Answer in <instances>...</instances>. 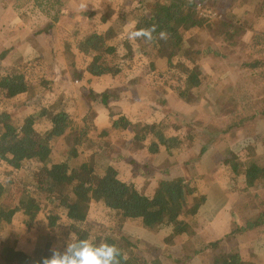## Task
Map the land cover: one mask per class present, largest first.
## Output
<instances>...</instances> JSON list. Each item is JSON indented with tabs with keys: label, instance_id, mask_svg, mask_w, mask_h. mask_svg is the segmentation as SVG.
Instances as JSON below:
<instances>
[{
	"label": "trees",
	"instance_id": "1",
	"mask_svg": "<svg viewBox=\"0 0 264 264\" xmlns=\"http://www.w3.org/2000/svg\"><path fill=\"white\" fill-rule=\"evenodd\" d=\"M66 1L26 0L24 3H29L32 11L38 10L40 14H44L49 19L42 29V32L49 34L60 19L68 14ZM230 1H154V4L144 12L138 10L132 15H130L133 11L130 6L132 0H128L127 4L124 2L123 5H116L115 9L119 11L116 12L114 19L116 20L113 24L115 28L118 22L123 25L133 23V21L135 23L131 31L155 26L153 39L149 41L138 38L135 39L136 42L132 39V46L127 35L125 40L130 42L129 47L128 51L122 55L120 40H109L104 32L106 30L100 29L98 24L94 23L91 27L93 29L84 38L75 39L71 45L73 49L77 45L79 47L83 45L86 54L93 56L91 60L84 62L80 72L97 78L113 75L122 68V65L118 67V62L122 64L125 56L128 57L136 51L147 59L151 72L156 67L155 57L164 53L165 67L169 70L175 56L173 48L178 44L183 31L214 25L211 18L204 16V13L198 10V6L207 10L208 7L215 5L216 7L230 6L232 4ZM145 2L146 0H139L141 6ZM19 8L21 7L17 5L16 9ZM228 10L229 12H223L224 15L214 27L219 32L217 35L224 34L227 36L225 40H232L237 29L234 28V22L227 18L231 12L229 7L226 11ZM91 14L87 15L92 21L93 15ZM84 15L86 16V13ZM105 20L103 17L100 21ZM162 31L168 34L166 40L159 38V33ZM250 43L252 49L259 55L245 60L240 59L239 69L253 72L252 74L264 80V31L254 32ZM205 48V50L210 49V47ZM212 52L219 55L215 51ZM183 61L185 63V60ZM47 65L48 63L36 59L29 62L25 71L4 72L0 75V105L21 95L32 94L34 96L29 103H21L12 110L0 107V166L8 170L0 171V264H42L44 258L51 257V249L54 247L63 251L72 234L79 239L91 237L97 243L105 240L110 244H116L128 256L127 261L121 258L122 264H163L165 259H170L174 263L185 259L182 264H189L191 259L198 254L209 252V248L216 246V240H210L208 245L206 244L201 250H197L196 246L191 244L194 237L191 236V230L185 220L196 216L206 200V195L200 192L194 180H185L181 177L166 178L160 181L158 189L151 196L144 195L136 189V182L144 176L148 169L153 167L151 163L158 155L165 153L167 156L162 164L163 169L159 170L160 173L167 174L172 169L175 159L173 154L185 148L188 150L192 148L189 136L184 135L181 129L204 131L200 122L190 121L175 111H169L164 113L162 120L153 121L147 129L140 130L133 137L140 143L138 159L131 160L125 154L112 148L111 159L109 158L108 163L103 166L98 167L89 161L77 168H72L67 164L62 166L54 164L51 168H47L54 145L68 133L69 120L76 115L63 107L60 108L61 106H55L52 109L47 106L41 107L43 104H41V98L54 88V81L45 73ZM69 69L76 77L78 76L79 70L75 69V64L69 65ZM177 75L179 78L174 75L165 77L162 72L155 77L161 78L162 81L165 80L163 83L172 89L177 97L191 102L192 90L199 91L203 86L199 68L193 65ZM183 86L186 89H183ZM251 95L242 88H238L230 95L231 105L227 111L224 131L231 130L233 126L244 127L256 119L264 120V96L254 98ZM89 98L97 106H109L112 101L118 100L115 90H107L100 94L92 92L88 95ZM30 104L36 106L37 109ZM20 107H29L28 114L20 123H16L18 115L15 111ZM112 119L110 126L112 132L118 129L125 130L130 125L129 119L123 115L117 117L113 115ZM40 120L47 122V128L39 129L36 124ZM81 122L77 144L87 140L91 145L100 146L107 142L108 136L106 135L110 133L104 132L97 138L91 132L95 127L86 114L81 118ZM170 130L174 135L167 136ZM93 137H96L97 141ZM204 151H206L205 148H202L200 152ZM140 155L145 156L141 161ZM119 162L123 164L116 167V163ZM28 165L41 166L42 171L46 173L47 180L58 181L65 176L67 181L64 184L70 185L69 195L72 199L69 201L62 195L59 196L53 189L35 187L18 177L9 176L11 171H17ZM127 171H131V178L126 177ZM234 177L242 179L241 183L244 186L258 185L264 179V169L259 168L255 163H248L239 169L237 167ZM31 187H34V190ZM243 190L246 189L243 187ZM5 203L7 206H4ZM91 203L109 224L104 223L102 219H97V216L90 215ZM262 205L263 209L245 221L236 217L234 210L232 214L230 211L234 209V206H230L228 213L232 216L230 218L234 230L226 238L238 231L253 228L264 229V202ZM129 219L140 221L142 228L153 234L170 230L169 236L174 240L177 239L182 251L190 253L183 255V258L174 256L175 253H167L166 250L125 233L121 227L120 229L115 227V222L123 224ZM261 243V248H264V240ZM137 253L147 254L150 260H137L135 257ZM220 261L221 264H238L239 257L225 253L220 257Z\"/></svg>",
	"mask_w": 264,
	"mask_h": 264
},
{
	"label": "rangeland",
	"instance_id": "2",
	"mask_svg": "<svg viewBox=\"0 0 264 264\" xmlns=\"http://www.w3.org/2000/svg\"><path fill=\"white\" fill-rule=\"evenodd\" d=\"M25 1L0 0V12L8 14L10 17L9 30L0 34V75L4 72L25 71L29 66V62L36 59L48 63L45 73L49 77L51 76L54 81V88L45 97L41 98V104L43 103L41 107L47 106L52 109L55 106H61L60 108L63 107L69 110L71 114L76 113L77 115L69 120L68 133L54 145L47 168H51L54 164L60 166L67 164L72 168H77L89 161L98 167L103 166L108 163L109 158L111 159L112 148L133 159H138L140 143L133 137L140 130L148 128V125L154 120H162L163 118H160L158 112L164 115L166 112L175 111L185 119L200 122V126L204 128V131L189 130V128L180 126L184 132L183 134L189 136L192 148L190 150L185 148L179 153L173 154L176 159H174V163L177 166L196 162L198 168L193 173L195 179H191L195 181L200 192L202 193L207 185L216 182L217 185L222 187L228 200L226 207L228 209L225 213L230 211V206H234V209L230 212L233 214L234 210L235 216L244 221L251 219L260 209H263L264 179L258 185L244 186L241 183L242 179L234 177V175L237 167L239 169V167L248 165V163L258 165L264 163V137L262 138L264 120L256 119L240 128L233 126L229 131H224V125L227 120V111L231 105L230 95L238 88H242L250 95L252 94L251 96L254 98L264 96V80L256 74H252L253 72L239 69L240 59L245 60L255 57L254 55H259L252 49L250 42L254 32L264 31V0H231L232 4L230 6L216 7L215 5L208 7L207 10L202 8L201 10L205 12L203 15L211 18L214 25L183 31L178 44L173 48L175 56L169 70H166L165 67L164 53L155 57L156 67L151 72L149 71L147 59L143 54L136 51L128 57L125 56L122 59V64L118 62V67L122 65L123 69L121 68L113 75L101 78L80 72L84 62L91 60L93 56L86 54L83 45L81 47L77 45L75 49L71 45H73L75 39L81 40L84 38L93 29L91 28L92 25L97 23L100 29L106 30L104 32L109 40H120L123 49L122 55H124L128 51V43H130L125 38L132 30L133 23L122 25L117 21V28L113 24L116 22L114 20L117 15L116 12L119 11L115 9V6L123 5L124 2L127 4L128 0H67L65 3L66 9L69 11L68 14L60 19V22L52 28L49 34L42 32L49 19L44 14H40L38 10L32 11L29 3H24ZM154 1L166 0H146L143 6L139 4V0H132L130 6L133 11L130 15L138 10L144 12L154 4ZM17 5L21 8L16 9ZM228 7L231 12L227 18L234 22V28L237 29L232 40H225L227 36L224 34L217 35L219 32L214 27L217 26L216 24L224 15L223 12H229V10L226 11ZM88 13L93 15L92 21L88 19ZM103 17L106 20L100 21ZM128 40L131 41L133 46L132 39ZM205 47H210V49L205 50ZM212 51L217 52L219 55L213 54ZM183 60H185V63ZM72 63L75 64V69L79 70L77 77L69 69V65ZM193 65L199 68L203 86L199 91L192 90L190 93L191 102H186L177 97L172 89L163 83L165 80L162 81L161 78H156L162 72L165 77L174 75L179 78L177 73L184 72ZM183 89L186 88L183 86ZM107 90H115L118 100L112 101L109 106H106L105 111L100 112L101 115H99L98 108L90 98L88 99V95L92 92L100 94ZM32 97H34L32 94L21 95L16 99L6 101L0 107L12 110L21 103H29ZM23 105L25 106V104ZM30 106L37 109L32 104ZM28 108L20 107L15 111L18 115L16 123H20L27 117ZM85 114L91 119L95 127L91 130L92 134L100 137L104 132L110 133V135L106 133V136H108L106 143L94 146L85 140L81 144H77L82 126L81 118ZM113 115L114 117L123 115L129 119V127L125 130L118 129L112 132L110 126ZM253 122H257L256 125H251ZM36 125L39 129L47 128V122L43 120H40ZM167 133V136L173 134L172 131ZM96 137H93V139L97 141L98 137ZM184 146L186 147L185 144ZM202 148H205V150L210 149V151L205 155L203 162L200 163L198 160L205 154V151L200 152ZM164 156H160L159 163L165 158ZM144 157L140 155V161ZM116 164V167H120L123 162ZM223 164H225L224 167ZM156 165L157 163H154V167L159 166ZM262 166L259 168H262ZM214 167L215 170L212 171ZM189 169H191L190 164L182 172L187 173ZM2 170L8 171L5 170L4 166H0V171ZM154 171V169H148L144 173L146 178L142 177L140 178L142 180L136 182L138 192L147 196H151L156 192L155 189L157 185L159 186L161 181L159 177L162 174L160 175ZM208 171L211 173L209 174ZM125 174L127 178L132 177L131 171H127ZM166 175L168 176V174ZM9 176L18 177L35 187L39 186L46 190L53 189L59 196L62 195L69 201L72 199L69 195L70 185L64 184L67 181L66 177L64 176L58 181L47 180L46 173L42 171V167L39 165H28L17 171H11ZM180 177L182 178V176ZM164 179L165 177H163ZM183 179L185 178L183 177ZM243 187L246 190H243ZM31 188L34 190V187ZM34 200L36 201V198ZM4 206H7L6 203ZM90 207L92 217L97 216V219H102L104 223L109 224L94 209V204L91 203ZM217 216L214 222L204 219V216L198 214L185 220L191 230V236L194 237L191 244L194 247L196 246L197 250L203 249L204 244H207V240L210 239L206 238L202 242L198 238L199 234L197 232H201V230L208 233L210 231L217 232L220 229L225 230V232L230 229L234 230L231 222L232 216L230 215V218L229 213ZM225 220L230 222L225 223ZM209 222L210 228L208 226ZM124 223L115 222V227L118 229L121 227L125 233H128L126 232L127 228L123 226ZM130 227L129 229H132L135 225ZM137 230L138 232L142 231L138 233L141 241L154 246H163L157 247L166 250L167 253H175L174 256L182 258L186 253H190L189 251H182L177 239L174 240L169 236L170 230L156 234L145 229ZM223 235L224 233L214 238L218 245L209 248L211 254L209 252L203 253L205 255L198 254L191 259L192 261L189 264H211L208 256H215L216 264L218 261V264H221L220 257L225 253L233 256L237 255L240 261L238 264H264V248L260 246L264 240V229L253 228L238 231L234 235H230L229 238H226V236L222 238ZM135 257L141 261L150 260L149 256L144 253H137ZM184 260L180 259L178 263H174L170 259H165L163 264H182Z\"/></svg>",
	"mask_w": 264,
	"mask_h": 264
},
{
	"label": "crops",
	"instance_id": "3",
	"mask_svg": "<svg viewBox=\"0 0 264 264\" xmlns=\"http://www.w3.org/2000/svg\"><path fill=\"white\" fill-rule=\"evenodd\" d=\"M94 105L98 108V110H99V115H101L100 114V112H102V111H105V108H106V106H103V105H96L95 103H94ZM107 111V110H106ZM158 112V111H157ZM158 114L160 115V118L162 119L163 117H164V115H163V113H161V112H158ZM158 120H154V122H157ZM151 123H153V122H151ZM150 123V124H151ZM256 123L257 122H253V123H251V125L252 124H255L256 125ZM150 124L148 125V126H150ZM145 129H147V128H145ZM144 129V130H145ZM170 131H172V130H170ZM172 135H174V134H172ZM172 135H168V136H172ZM264 137V134L262 135V138ZM140 149V148H139ZM210 151V149H207L206 151H205V154H203V156L200 158V160H198L200 163L201 162H203V160H204V158H205V155L208 153ZM124 154V153H123ZM165 155V156H164ZM160 156L162 157V156H164L165 158L159 163L158 162V159L160 158ZM127 157L129 158V159H131V160H134L133 158H131L130 156H128L127 155ZM166 154L165 153H162V154H160V155H158L155 159V162H153L152 161V163H151V166H153L151 169H154L155 171L154 172H157V173H159L160 175H161V173H160V169H163V166H161L164 162H165V160H166ZM176 160V159H175ZM175 160H174V162H175ZM197 161V162H198ZM173 162V164H172V169L167 173L168 174V176L166 175V174H163L162 176H160L159 177V180H163V177H165V179L166 178H179L180 176H182V178L184 177L185 179H187V180H193V179H195L194 177H193V173H194V171H197V168H198V165H196V162L194 163V162H191V163H187V164H185L184 166H177L175 163ZM154 163H157V165L156 166H161V167H154ZM161 164V165H160ZM189 164L191 165V169H189V171L187 172V173H183L182 171H185L186 169H187V167L189 166ZM202 165V164H201ZM258 165V164H257ZM263 165V166H262ZM259 167H261L262 166V168L264 167V163H261V165H258ZM264 169V168H263ZM160 170V171H159ZM215 170V167H214V169L212 170V171H214ZM208 173L210 174L211 172L210 171H208ZM182 174V175H181ZM197 174H198V172H197ZM143 178H146V176H145V174H144V176H143ZM191 178H193V179H191ZM164 179V180H165ZM140 180H142V179H140ZM158 180V181H159ZM157 181V182H158ZM157 188H158V185H157ZM157 188L155 189V191L157 190ZM224 192V190L222 189V187H220L219 185H217V183L216 182H214L213 184H211V185H207V187H205L204 189H203V191H202V193L203 194H205L206 195V200H205V203H204V205H203V207L199 210V213H198V215H201L202 217L204 216V219H207V220H212L213 222H214V220H215V217L218 215H222L223 213H224V215L226 214L225 212H226V207H227V203H228V200H227V197L225 196V194L223 193ZM227 215V214H226ZM217 216V217H218ZM203 219V220H204ZM225 223H229L230 221H228V220H225L224 221ZM132 225H135V227L134 228H132V229H129V228H131L130 226H132ZM139 225V226H138ZM124 228H127L126 230V232H128V234H130L131 236H134V237H136V238H138V239H140V237H139V234L138 233H140V232H142V231H139L138 232V230L137 229H140V230H142L143 228H142V226H141V222L140 221H138V220H126L125 221V223H124ZM208 226H209V228H210V222L208 223ZM136 227H138V228H136ZM222 227H224V226H222ZM211 230V229H210ZM227 232V233H226ZM225 232V230H217V232H215V231H210L209 233L208 232H205V231H202L201 230V232H197V234H199L198 235V238L202 241V240H206V238L207 239H209V240H207L208 242H207V244L209 243V241L210 240H216V239H214V238H216V236L217 235H219V234H223L224 233V235H223V237L222 238H224L225 236H227L228 234H230L231 232H232V229H230L229 231H226ZM211 233H212V236H211ZM199 240V241H200ZM202 242H204V241H202ZM205 245L206 244H204V246L203 247H205ZM218 245V243L216 244V246ZM157 246H159V245H157ZM159 247H163V246H159ZM200 253V252H199ZM210 254L212 253V252H209ZM201 255H205V254H203V252H201L200 253ZM208 259H210V263L211 264H216V262H215V260H216V257L215 256H211V257H209L208 256ZM240 262V261H239ZM198 264H202V263H198Z\"/></svg>",
	"mask_w": 264,
	"mask_h": 264
},
{
	"label": "clouds",
	"instance_id": "4",
	"mask_svg": "<svg viewBox=\"0 0 264 264\" xmlns=\"http://www.w3.org/2000/svg\"><path fill=\"white\" fill-rule=\"evenodd\" d=\"M155 31V26L133 30L128 33V39L144 38L150 41ZM167 37L166 32L159 33L160 39L166 40ZM121 258L123 261L128 260L127 254L116 244H110L105 240L97 243L91 237L79 239L72 234L64 250L54 247L51 249V257L44 258L42 264H122Z\"/></svg>",
	"mask_w": 264,
	"mask_h": 264
},
{
	"label": "built area",
	"instance_id": "5",
	"mask_svg": "<svg viewBox=\"0 0 264 264\" xmlns=\"http://www.w3.org/2000/svg\"><path fill=\"white\" fill-rule=\"evenodd\" d=\"M198 10L205 14L204 11L201 10L200 6H198ZM10 28V17L6 13L0 12V34L6 33Z\"/></svg>",
	"mask_w": 264,
	"mask_h": 264
}]
</instances>
